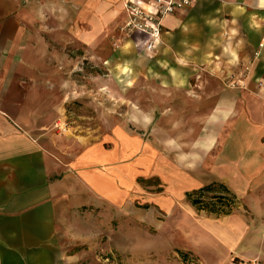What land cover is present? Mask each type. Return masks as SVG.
Masks as SVG:
<instances>
[{
	"label": "crops",
	"instance_id": "1",
	"mask_svg": "<svg viewBox=\"0 0 264 264\" xmlns=\"http://www.w3.org/2000/svg\"><path fill=\"white\" fill-rule=\"evenodd\" d=\"M194 1L165 19L153 53L168 61L220 55L217 38L200 25L230 21L238 56L232 73L242 67L250 73L244 88L224 91L217 83L218 121L205 132L193 133L178 122L181 111L173 112L170 133L183 137L168 157L124 127L79 150L42 132L63 115L64 95L52 94L54 69L26 45L30 17L0 6V264H191V257L195 264H264V0ZM119 21H126L121 0H88L72 39L96 47ZM148 40L134 34L126 43L151 56ZM172 71L164 86L177 100L190 81L181 67ZM138 178L156 183L145 188ZM214 183L236 198L230 212L210 213L188 201L189 193ZM114 207L122 218L119 242Z\"/></svg>",
	"mask_w": 264,
	"mask_h": 264
},
{
	"label": "rangeland",
	"instance_id": "2",
	"mask_svg": "<svg viewBox=\"0 0 264 264\" xmlns=\"http://www.w3.org/2000/svg\"><path fill=\"white\" fill-rule=\"evenodd\" d=\"M74 3V0H1L0 3L2 9L19 12L33 22L24 21V31L29 34L26 45L30 44L40 54L35 59L42 63L47 60L52 66L49 87L54 95L63 92L65 99L63 115L55 121L50 118L45 123L50 125L42 132L63 137L66 149L67 145L79 150L103 142L116 128L124 127L132 136L156 143L162 156L168 157L171 148L175 149L174 140L183 137L170 133V127L174 128V111H181L178 122L187 123L193 133L205 132L209 124L212 128L218 121L217 92L222 87L218 88L217 83L224 91L245 87L241 81L248 77L250 68L242 67L240 73H232L238 56L233 39L236 25L230 21L200 25L202 34L217 38L214 46L222 54L204 60L185 56L180 57L183 61H168L169 57L161 60L157 52L140 56L131 50L126 43L129 37L120 30L122 20L113 27L109 40L98 41L96 47H90L87 41L77 44L72 39L73 22L86 10L88 0H81L77 7ZM180 67L190 86L182 89L187 90L180 94L182 98L175 100L174 90L164 83L172 78V69ZM193 138L198 140L199 135ZM155 183L152 178H138V184L145 188ZM212 195H204L203 201L209 203ZM235 205L234 202L223 210L234 209ZM136 206L142 208L140 201ZM121 223V212L114 207L111 226L113 238L118 242ZM101 240L104 244L107 238ZM193 259L191 264H195Z\"/></svg>",
	"mask_w": 264,
	"mask_h": 264
},
{
	"label": "built area",
	"instance_id": "3",
	"mask_svg": "<svg viewBox=\"0 0 264 264\" xmlns=\"http://www.w3.org/2000/svg\"><path fill=\"white\" fill-rule=\"evenodd\" d=\"M124 5L126 21L120 30L128 37L142 34L148 37L146 50L153 53L155 43L163 34L164 21L184 13L192 7L194 0H121Z\"/></svg>",
	"mask_w": 264,
	"mask_h": 264
},
{
	"label": "trees",
	"instance_id": "4",
	"mask_svg": "<svg viewBox=\"0 0 264 264\" xmlns=\"http://www.w3.org/2000/svg\"><path fill=\"white\" fill-rule=\"evenodd\" d=\"M206 194H213L212 197L209 198V203H205L203 201V197ZM187 199L193 206L200 210L208 211L214 214H222L228 213L232 210L223 209L228 207L230 208L236 198L225 185L214 183L189 193L187 195Z\"/></svg>",
	"mask_w": 264,
	"mask_h": 264
}]
</instances>
